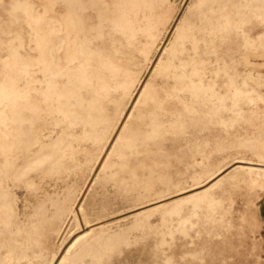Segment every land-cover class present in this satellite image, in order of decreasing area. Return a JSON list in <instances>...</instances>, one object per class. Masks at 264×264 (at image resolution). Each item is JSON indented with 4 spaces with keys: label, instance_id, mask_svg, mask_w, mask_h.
<instances>
[{
    "label": "rangeland",
    "instance_id": "obj_1",
    "mask_svg": "<svg viewBox=\"0 0 264 264\" xmlns=\"http://www.w3.org/2000/svg\"><path fill=\"white\" fill-rule=\"evenodd\" d=\"M0 264H264V0H0Z\"/></svg>",
    "mask_w": 264,
    "mask_h": 264
}]
</instances>
